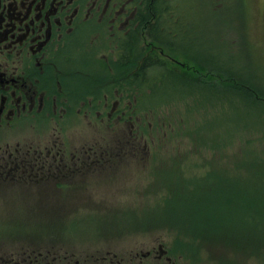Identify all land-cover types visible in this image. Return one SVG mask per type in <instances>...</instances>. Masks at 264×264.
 Segmentation results:
<instances>
[{
  "label": "rangeland",
  "instance_id": "obj_1",
  "mask_svg": "<svg viewBox=\"0 0 264 264\" xmlns=\"http://www.w3.org/2000/svg\"><path fill=\"white\" fill-rule=\"evenodd\" d=\"M171 6L181 34L175 45L185 53L180 54L181 64L188 61V67H194L195 71L201 69L194 78L202 77L207 68L220 78L225 73L238 75L237 80L245 79L243 82L255 86L264 97V0H175ZM169 67L171 73L181 71L173 64ZM168 79L162 83L161 95L155 89L145 88L141 92L134 84L130 91L121 92L124 97L117 96L124 103L140 97L145 103L159 100L156 112H142L145 125L141 128L117 126L118 123L107 124L109 127L103 125L105 111L97 110L103 118V122L97 123L93 114L77 115L73 108L68 111L69 117L65 113L59 120L48 117L39 126L32 121L34 127L21 128L18 134L14 129L12 138L8 128H3L5 135L0 130V146L7 143L12 147L16 139L22 138L23 150L31 144L44 150L45 141L58 130L63 140H77L83 165V177L69 179L67 189L58 190L55 197L49 195L50 203L43 205H39V200L46 187L28 192L19 183L4 181L0 187V254L11 258L16 252L46 249L55 254L53 262L58 263L60 257L64 261V257L107 255L134 247L146 249V245L160 241L169 247L171 256L180 264H264V232L260 231L264 228V213L251 214L257 210L249 209L239 195L245 191L243 185L254 190L264 185V180L261 184L239 178L249 176L251 166L257 168L264 163V117L253 110L238 108V101H219L221 94L211 96L208 92L214 85H221L215 81L207 80L201 84L204 89H197L198 83L190 80L191 86L184 89L180 86L175 92L176 84ZM79 96L82 98L84 94ZM66 97L73 104L79 103L75 95ZM252 99L256 105H264ZM242 112L243 119L237 120L236 116ZM155 116H160L163 132L152 130ZM198 130L203 131L200 137ZM125 135L130 137V143L139 144L136 154L126 157L121 153L126 158L115 166L117 174L113 177L99 175L100 170L108 169V159L113 161V156L119 153L116 146ZM144 149H147L146 155ZM152 151H156V161L161 160L157 159L159 151L167 162L177 160L184 172L179 185L148 186L146 172L154 164L150 160L146 162L145 156ZM26 152L30 159L37 158L32 151ZM42 155L46 156L45 151ZM215 170L219 174H213ZM190 173L196 174V184L188 178ZM220 174L234 188L221 192V197L228 195L230 204L208 201L206 192L201 195L208 191L216 198ZM173 188L181 190L182 202L165 206L167 198H173ZM197 196H200L199 202ZM194 197L196 204L203 203V208L194 206L195 213L192 210L185 215L186 221L181 227L173 216L164 215L165 211L177 213L180 205H187ZM147 210H157L162 216L149 217ZM191 223L195 234L188 236ZM242 227L250 232L242 231Z\"/></svg>",
  "mask_w": 264,
  "mask_h": 264
},
{
  "label": "flooded vegetation",
  "instance_id": "obj_2",
  "mask_svg": "<svg viewBox=\"0 0 264 264\" xmlns=\"http://www.w3.org/2000/svg\"><path fill=\"white\" fill-rule=\"evenodd\" d=\"M174 1L0 0V130L5 135L3 128H8L11 137L14 129L18 134L21 128L34 127L32 121L39 126L48 117L59 120L64 113L69 117L68 111L73 108L77 115L93 114L97 123L103 122L97 110L105 111L103 125L140 127L142 119L138 115L148 110V104L138 100L124 103L117 96L124 97L121 92L136 85V76L143 72L139 70L146 66V60L160 62L167 69L169 64L180 65L181 55L164 43L175 45L181 37L179 20L171 6ZM179 72L185 76V70ZM70 94L78 104L66 97ZM23 142L18 138L12 147L7 143L0 146V187L5 180L19 183L28 192L46 187L39 200L44 204L50 203L49 195L55 197L58 190L65 191L69 179L83 177L77 140H63L55 130L54 136L45 141L44 150L37 144L29 146L27 150L37 156L34 159L21 148ZM113 158L107 163L122 160V155L119 152ZM36 251L16 252L11 258L0 254V262L180 264L160 241L146 245V249L64 257V261L60 257L58 263L53 262L54 253Z\"/></svg>",
  "mask_w": 264,
  "mask_h": 264
},
{
  "label": "trees",
  "instance_id": "obj_3",
  "mask_svg": "<svg viewBox=\"0 0 264 264\" xmlns=\"http://www.w3.org/2000/svg\"><path fill=\"white\" fill-rule=\"evenodd\" d=\"M144 64H146V66L142 67V69L139 70L140 72L141 71H143V72L140 73V75L136 76V78L139 77V78H137L138 80H142L140 82L141 84L137 82L136 86L141 90V92H144L145 88L148 91L155 89V92H157L158 94L161 95L160 90L164 89L162 83L166 82V80H167V78H165L160 73L163 70L155 68L151 64V62H149V60H146ZM147 64H149L148 67H147ZM207 65L208 64H205V68L208 67ZM207 69L210 70L209 68H207ZM208 70L203 74L202 77H196V78H200V79H197V81H196V83L199 84V85L198 84L196 85L197 89H200V88L204 89L205 86H203L201 84H205V81H207V80L215 81L216 83H219L221 85H214V88L211 90V92H208L211 96L215 97L216 95L221 94L222 98H218L219 101H229V100L238 101L240 103V104H238L239 105L238 108L239 107L243 108V109L245 108L249 112H250V110H253L256 113H259L264 117V105L260 104L258 106V105H256V102L252 99V98L258 99V100H260V102H262V104H264V97L258 93V91L255 89V86L248 85V83L243 82L245 79L244 80L242 79V81L237 80V78L239 77L238 75H237V77H235L233 74L225 73L226 76L223 78H220L219 75H216L217 73L211 72V74L209 75ZM200 71H201V69H200ZM221 72H223V70H221ZM173 74L175 75L173 77H175L177 79L175 81H172V80H169V81L176 84L174 86L176 90H179L180 86L184 89L186 86H191L193 84V82H190L188 78L184 79L181 76H179L178 74H175V73H173ZM160 75L163 78V82L161 80ZM134 79H135V77L132 80L134 81ZM169 79H173V78H169ZM252 82H253V80H252ZM246 86H250L252 90L245 88ZM146 96H147V94H146ZM236 117H237V120L243 119L244 112H242L240 115L238 114ZM202 132H203L202 130H201V132H199V130H198V137H200ZM242 143H244V142H242ZM154 157H152V160H151V162H153L154 165L149 166L148 171L146 172V174L148 176V180H149L148 186L152 187V186L159 184V185H165L166 187L167 186L174 187V186L179 185L181 183L180 182V176L184 172L182 170H180L181 166L178 165L177 160L176 161L169 160L170 161V163H169V162H167V159L165 156H163L160 161H156ZM175 158L178 159L177 153H175ZM167 163H169V165H166ZM165 166H168V169L164 168ZM213 174L217 175L219 173L217 172V170H215V171H213ZM188 175H189L188 178L190 180H192V183L196 184V178H195L196 174L192 175L190 173ZM218 178L220 181L217 179L218 182H216L218 189H219V191L217 192L216 198L211 197L210 193L208 191L202 192L201 195L206 192V194L208 195V201L217 200L220 204H225V205L232 203V202L227 200L228 195L221 197V192H222V190H224L226 188H229V189H234V188L232 186L228 185L229 182H228L227 178H225V176L220 174ZM239 178L242 181L245 179L257 180L258 183L262 184L261 180H264V163H261L260 165H258L257 168L255 167V165L251 166L250 175L247 176L246 178H242V177H239ZM230 183H231V181H230ZM192 185H194V184H192ZM242 188L245 190L243 193L239 194L240 197H242V199H243L242 202L246 201V206L249 209L257 210V212L254 211L251 214L258 215L260 213H264V197H261L260 195H258V196L256 195V194H263L264 195V185L257 190H254V189L249 188V187H245L244 185L242 186ZM192 190H195V189H192ZM180 193H181V190L179 188L176 190H175V188H173V191H172L173 198L170 199V198L166 197L167 202H166L165 206H172V205H174L175 201L181 203L182 199H181ZM196 199H198V202H199L200 196H197ZM204 202H207V201H204ZM196 203H197V201H195V197H194L192 199H189L187 205L186 204H185V206L180 205V207H179L180 209L176 210L177 213L175 211H165L164 215L173 216V218H175L174 220L177 221L176 223L179 224L181 227V224L185 223V221H186V219L184 220L185 215H188L192 210H193L192 212L195 213V209H194L195 207L194 206H196L198 208H203V203L200 205L196 204ZM193 213H191V214H193ZM146 215L149 217H160V216H162L161 213H160V216L158 215L157 210H147ZM218 222L220 223V221H218ZM246 226H248V224H246ZM193 227H194V224L191 223L190 224L191 231L187 232L188 236H192L195 234ZM241 230L242 231L247 230L250 232V229H248V228L244 229V227H242ZM251 230L256 231L257 229L253 228ZM260 231L264 232V228L262 227L260 229ZM183 234H184V232H183ZM194 240H196V237H194Z\"/></svg>",
  "mask_w": 264,
  "mask_h": 264
},
{
  "label": "bare ground",
  "instance_id": "obj_4",
  "mask_svg": "<svg viewBox=\"0 0 264 264\" xmlns=\"http://www.w3.org/2000/svg\"><path fill=\"white\" fill-rule=\"evenodd\" d=\"M165 45H167L168 47H170L172 50H174L177 54H184L183 53V50L182 48H179L178 46L176 45H172V44H169L167 41H164ZM151 64L157 68V69H162V74L165 78H173V79H168V80H172V81H175L174 79H177L173 76H175L173 73H171L169 71V69H167L163 64H161L160 62H157V61H151ZM142 80H136V82L140 83ZM141 84V83H140Z\"/></svg>",
  "mask_w": 264,
  "mask_h": 264
}]
</instances>
